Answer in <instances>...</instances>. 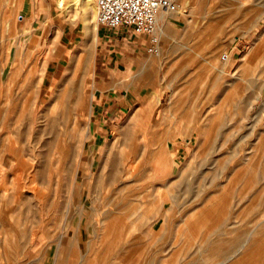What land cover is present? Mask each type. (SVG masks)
<instances>
[{"label": "rangeland", "instance_id": "rangeland-1", "mask_svg": "<svg viewBox=\"0 0 264 264\" xmlns=\"http://www.w3.org/2000/svg\"><path fill=\"white\" fill-rule=\"evenodd\" d=\"M160 29L0 0V264H264V0Z\"/></svg>", "mask_w": 264, "mask_h": 264}, {"label": "built area", "instance_id": "built-area-1", "mask_svg": "<svg viewBox=\"0 0 264 264\" xmlns=\"http://www.w3.org/2000/svg\"><path fill=\"white\" fill-rule=\"evenodd\" d=\"M97 7L99 26L125 29L150 38V53L159 54L158 34L160 15L173 8L179 0H93ZM227 56H224V59Z\"/></svg>", "mask_w": 264, "mask_h": 264}, {"label": "bare ground", "instance_id": "bare-ground-1", "mask_svg": "<svg viewBox=\"0 0 264 264\" xmlns=\"http://www.w3.org/2000/svg\"><path fill=\"white\" fill-rule=\"evenodd\" d=\"M179 1H177L174 4L173 8H171L168 11L163 12L160 15V18H159L158 46H157V48L159 49V54L156 55V56L160 55V39H161L160 22H162L163 24L166 23L168 18L174 12L175 6H178V2ZM57 6H58L59 9L63 10L67 14L68 21L70 22L71 26H75L78 22H81L82 26H83V29L86 31V33H88V30L91 29V24H93L94 22H97L98 12H97L96 4H95V2L93 0H57ZM97 25H99L98 22H97ZM58 32L61 33V30L59 29ZM223 60L228 62L230 60V57L227 56L225 59L223 57ZM156 96H154V98H156ZM251 252L254 253V251H251ZM251 252L246 253L245 255H243V257H241V259L238 261V264H244V263L246 264L247 260L249 258V255L252 254ZM251 259H253V257ZM252 262H255V261L252 260Z\"/></svg>", "mask_w": 264, "mask_h": 264}, {"label": "crops", "instance_id": "crops-1", "mask_svg": "<svg viewBox=\"0 0 264 264\" xmlns=\"http://www.w3.org/2000/svg\"><path fill=\"white\" fill-rule=\"evenodd\" d=\"M128 31V30H127ZM129 32V31H128ZM144 44V43H142ZM137 46V45H136ZM139 47V45H138ZM137 48V47H136ZM141 54V53H140ZM122 84V83H121ZM120 84V85H121ZM140 86L134 85V84H128L125 85L124 88H117L115 91H110V94L108 98H127L130 93H132L133 89H139ZM114 102V101H112ZM113 104V103H112ZM115 108L112 110H115L118 108V106H114Z\"/></svg>", "mask_w": 264, "mask_h": 264}]
</instances>
